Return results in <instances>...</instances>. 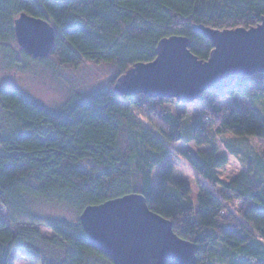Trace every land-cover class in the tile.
<instances>
[{
  "label": "trees",
  "instance_id": "obj_1",
  "mask_svg": "<svg viewBox=\"0 0 264 264\" xmlns=\"http://www.w3.org/2000/svg\"><path fill=\"white\" fill-rule=\"evenodd\" d=\"M21 13L56 30L49 56L39 61L60 69L111 65L116 72L109 85L69 99L61 111L15 88H0V264H9L12 252L39 264L43 245L62 255L41 264H112L90 246L78 220L43 217L33 207L64 205L79 217L87 206L132 193L171 222L179 238L197 244L195 264H264V151L249 156V166L233 180L222 181L216 170L227 156L218 154L215 143L224 134L264 139V119L256 109L218 105L232 95L264 94V75L236 80L224 91L208 90L181 104L177 116L169 106L174 100L112 92L114 80L131 66L155 59L162 38L186 37L190 53L207 61L212 46L192 27L249 29L264 16V0H0L1 50L15 42L13 25ZM182 141L199 148L182 155L219 188V197L199 185L195 203L169 164L153 179L169 145ZM231 200L240 203L236 214L225 205ZM39 225L53 233L51 239Z\"/></svg>",
  "mask_w": 264,
  "mask_h": 264
},
{
  "label": "water",
  "instance_id": "obj_2",
  "mask_svg": "<svg viewBox=\"0 0 264 264\" xmlns=\"http://www.w3.org/2000/svg\"><path fill=\"white\" fill-rule=\"evenodd\" d=\"M192 28L212 46L207 61L190 53L186 37L162 38L155 59L131 66L114 80L112 92L120 97L144 95L187 105L208 90L224 91L236 80L264 75V16L249 29ZM13 31L18 47L29 57L42 60L49 56L56 30L46 20L21 13ZM78 223L90 246L112 264H195L197 244L179 238L171 222L150 211L138 193L87 206Z\"/></svg>",
  "mask_w": 264,
  "mask_h": 264
},
{
  "label": "rangeland",
  "instance_id": "obj_3",
  "mask_svg": "<svg viewBox=\"0 0 264 264\" xmlns=\"http://www.w3.org/2000/svg\"><path fill=\"white\" fill-rule=\"evenodd\" d=\"M115 72L111 65H95L90 62H86L76 69L53 67L49 62H41L27 54L25 56L16 41L9 45L8 51L0 49V88H15L30 100L54 111H61L65 108L69 99L82 98L100 85H109V81L114 77ZM235 103H238L240 108L256 109L261 118L264 119V94L252 93V95L242 98L238 95H232L220 99L218 105L231 107ZM169 106L175 116L182 112L183 107L180 103H171ZM187 111L190 115L193 114L191 109ZM141 120L143 123L145 122L144 119ZM215 143L218 146V154L227 156L226 165L216 170V175L222 181L233 180L238 173L249 166L250 163L247 162L249 156L262 155L264 151V139L259 141L255 137H236L231 134H224L216 138ZM169 149L168 157L158 164L153 171V179H155L160 168L169 164L173 167V178L182 180L189 185L191 188L190 196L195 203L199 185L207 187L219 197V188L211 187L182 155L184 151L199 150L193 142H178L169 145ZM0 153H3L1 148ZM225 205L236 214L240 203L231 200ZM33 211L43 217L65 218L69 222L78 220V215L64 205L38 202L34 204ZM3 217H5L4 214ZM38 228L44 237L52 238L53 233L46 227L39 225ZM40 250L43 258L40 259L39 264L44 261L43 259L49 263L62 255L60 250L46 248L44 245L40 247ZM8 261L9 264H32L17 252H12Z\"/></svg>",
  "mask_w": 264,
  "mask_h": 264
},
{
  "label": "snow or ice",
  "instance_id": "obj_4",
  "mask_svg": "<svg viewBox=\"0 0 264 264\" xmlns=\"http://www.w3.org/2000/svg\"><path fill=\"white\" fill-rule=\"evenodd\" d=\"M37 39H40V37H37Z\"/></svg>",
  "mask_w": 264,
  "mask_h": 264
}]
</instances>
